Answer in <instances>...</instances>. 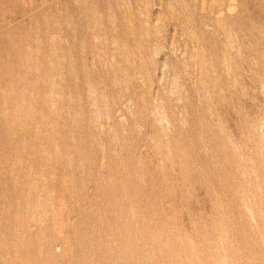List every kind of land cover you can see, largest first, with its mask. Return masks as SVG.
I'll use <instances>...</instances> for the list:
<instances>
[{
    "label": "rangeland",
    "instance_id": "374dc122",
    "mask_svg": "<svg viewBox=\"0 0 264 264\" xmlns=\"http://www.w3.org/2000/svg\"><path fill=\"white\" fill-rule=\"evenodd\" d=\"M0 264H264V0H0Z\"/></svg>",
    "mask_w": 264,
    "mask_h": 264
}]
</instances>
